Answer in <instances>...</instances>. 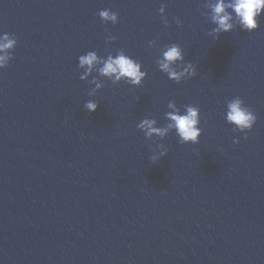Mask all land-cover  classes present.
<instances>
[{
	"label": "water",
	"instance_id": "water-1",
	"mask_svg": "<svg viewBox=\"0 0 264 264\" xmlns=\"http://www.w3.org/2000/svg\"><path fill=\"white\" fill-rule=\"evenodd\" d=\"M215 2L0 0V42L17 41L0 69V264H264V16L247 32L233 13L216 39ZM172 43L195 77L159 70ZM120 50L143 65L140 85L102 63L80 78V55ZM237 97L258 117L247 138L226 121ZM172 101L199 107V143L138 128H166Z\"/></svg>",
	"mask_w": 264,
	"mask_h": 264
},
{
	"label": "clouds",
	"instance_id": "clouds-1",
	"mask_svg": "<svg viewBox=\"0 0 264 264\" xmlns=\"http://www.w3.org/2000/svg\"><path fill=\"white\" fill-rule=\"evenodd\" d=\"M163 7L158 11L163 12ZM212 20L217 25L213 31L217 34L215 37L219 39V33L231 32L234 25L230 23L233 19V13L239 20L243 31L252 32L260 27V18L264 16V0H216L211 5ZM231 10V11H229ZM102 23L105 25L119 23V14L111 9L99 11ZM165 26H168L166 16L161 17ZM176 24L182 26V21L177 17ZM107 30V29H106ZM14 35V34H13ZM115 36H109L108 41H115ZM3 41L0 42V51H4L5 55H0V69L9 66L13 57L7 53L8 49H12L16 44L15 39H11L9 33H5ZM155 43V40L150 41ZM102 63V67L97 66ZM158 68L165 73L169 79L180 83L186 79H191L197 75V68L191 62H186L184 49L176 43H172L165 47L162 58L157 61ZM185 64L187 66H185ZM78 67L85 69V74L81 79H87V74L97 69L103 76L118 82L124 80L130 85H140L147 75L146 71H142L143 65L132 56L127 55L123 50L118 51L115 55H109L106 59L98 56L96 51H88L86 54L80 55L78 58ZM95 82V81H93ZM101 85L96 83V88ZM99 104L95 100H88L84 103V108L89 112H95ZM169 107L174 108L173 112L167 113L170 123L166 128L156 127L155 119H143L137 126L142 129L147 137L153 134L161 137L165 136L169 129H174L179 137L181 144H197L201 137V128L199 127L201 120V112L196 105H184L183 111L176 107L175 102L169 103ZM257 115L254 114L252 108L245 105L243 99L237 97L227 102L226 121L234 125L239 132L245 134L251 131L257 122ZM239 139H235L234 143H239ZM168 151H162L159 155H152L150 159L158 162L162 157L167 156Z\"/></svg>",
	"mask_w": 264,
	"mask_h": 264
}]
</instances>
